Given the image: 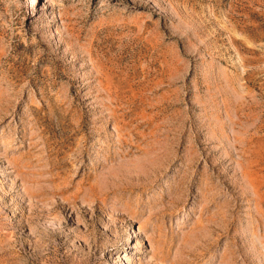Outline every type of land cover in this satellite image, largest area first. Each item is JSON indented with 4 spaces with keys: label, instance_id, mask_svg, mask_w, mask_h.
<instances>
[{
    "label": "rangeland",
    "instance_id": "obj_1",
    "mask_svg": "<svg viewBox=\"0 0 264 264\" xmlns=\"http://www.w3.org/2000/svg\"><path fill=\"white\" fill-rule=\"evenodd\" d=\"M0 264H264V0H0Z\"/></svg>",
    "mask_w": 264,
    "mask_h": 264
}]
</instances>
